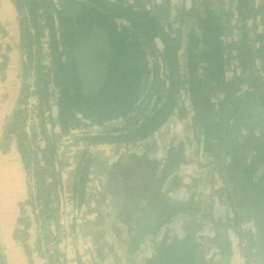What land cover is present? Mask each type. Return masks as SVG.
<instances>
[{
    "label": "trees",
    "instance_id": "16d2710c",
    "mask_svg": "<svg viewBox=\"0 0 264 264\" xmlns=\"http://www.w3.org/2000/svg\"><path fill=\"white\" fill-rule=\"evenodd\" d=\"M12 1L20 18L23 85L5 123L2 145L6 150L14 140L28 173L30 192L20 205H30L33 217L21 209L12 233L26 256H30L28 229L36 224L37 247L48 258L45 263L68 264L56 251L57 233L64 227L58 221L62 200L69 188L73 206L80 209L91 196L87 190L90 154L84 151L76 161L68 185L59 160V139L80 124L118 122L101 132H85L83 137L94 145L141 142L170 117L186 116L188 110L179 101L186 85L195 133L220 180L215 191L224 198L229 227L241 241L246 238V254L264 262V192H259L264 190V0H192L172 19L154 13L158 7L148 8L147 0ZM169 3L159 1L160 7ZM188 15L181 36L174 23ZM0 33L4 34L1 27ZM1 56L3 72L7 56ZM28 97L35 101V123L29 132ZM38 138L42 144L33 145ZM182 152L177 143L169 146L162 162L144 153L117 160L108 177L112 195L123 200L118 201L122 206L116 209L117 221L107 225L98 213L85 223L73 219L66 228L87 224L93 250L99 256L106 248L112 261L111 254L123 246L124 256L116 254L115 264H136L135 251L148 236L155 240L141 264H203L200 244L192 235L200 227L196 200L192 195L173 199L161 190L165 180L179 179L173 174ZM95 195L104 201L103 189ZM178 215L190 218L183 223L181 235L158 233ZM251 220L255 238L249 246L250 230L243 224ZM211 226L218 254H234L223 223L212 221ZM74 254L75 263L84 264L77 250ZM91 255L93 264L95 253ZM244 259L249 264L246 255ZM0 264H7L1 247Z\"/></svg>",
    "mask_w": 264,
    "mask_h": 264
},
{
    "label": "rangeland",
    "instance_id": "374dc122",
    "mask_svg": "<svg viewBox=\"0 0 264 264\" xmlns=\"http://www.w3.org/2000/svg\"><path fill=\"white\" fill-rule=\"evenodd\" d=\"M159 1L160 0H157L158 4H154L151 2V0H147L148 8L152 7L153 9H157L158 7V10L152 11L158 14L160 17L172 19L175 14L180 12L182 6H188L192 0H170V3L164 7H160ZM12 3L14 4L13 1ZM14 7L16 9L15 4ZM188 17L189 15L178 24L174 23L175 28L178 29L181 36L184 34L185 25L189 20ZM235 32L237 33V29H235ZM159 43L160 42H157V45L160 47ZM180 48L179 55L182 64H184L185 60L183 58L182 52L184 48L182 45H180ZM0 51L3 52L2 50ZM231 68L232 66H228L227 75H231ZM19 77V73L15 75V95L18 89ZM29 81L31 80H28V83ZM182 88L183 89L181 90L179 101L180 103H183L188 110L186 116L183 118H177L174 116L170 117L167 122L161 126V128L141 142L133 145H94L88 144L87 140L83 137L86 135V133L94 134L95 132H101L107 128L116 126L118 122L106 123L101 126H97L96 124H90L89 126L80 124V126L70 132L69 135L62 136L59 139V145L57 146L60 150L59 160H61L63 163L62 172L64 175L63 177L66 178V184L69 185L70 182L67 178L69 175H71V170L76 161L80 159L81 154L86 151L92 158L90 166V180L87 184V190L91 196H87L82 207L77 209L73 206L74 204L70 200L68 188L65 192V198L61 203L62 211L59 212L58 221L59 224L64 225V227L58 230V245L56 251L60 254H63L65 259H68V264H76L74 254L75 250H77L80 256L83 258L84 264H92L90 261V256H92L91 252L95 253V262L93 264H115L114 256H116V254L121 256V259L123 258L125 252V248H123V246H117L116 252L111 254L113 261L105 253L108 252L106 248L102 249L98 256V254H96V250H93L94 244L90 242V238L88 237L87 224L81 228L77 226V228L74 230H69L66 228V226L73 219L77 223H85V220H93L90 215L98 213L103 214V221L105 224L108 225L109 223H115L117 221V218L115 217L116 209L122 206L120 202L123 200L120 199V196L112 195V187L108 184V177L113 174L111 165L117 160L123 159L125 156H128L131 153H144L148 157L155 158L159 162H162L169 146L176 145L177 143H181L183 159L177 166V169L174 171L173 175L177 176L179 179L173 182H171V179L165 180L162 183L161 190L164 194H167L173 199H186V197L192 195L196 200V206L199 208V216L196 222L200 224V227L194 228L192 235L200 244V248L203 252V264H246L244 259L245 255L249 259V264H264L263 261L260 262L259 260L255 259L257 256H253L251 253L246 254L248 249V244L247 246H244L246 238L241 241L240 238L235 235L234 231L229 227L232 225H230L228 221L229 216L226 215L224 208L225 205L222 202L224 201V198L223 196L219 195V192L215 191V189L221 185L220 180L217 179L216 175L213 173V166L210 164L208 156L202 154L203 152L198 142V137L195 133V127L192 122V110L187 98V91L185 89L186 85L182 86ZM30 100L31 97H28L25 105L26 110L29 109L35 111L34 106L29 103ZM48 126L49 124H46V128H48ZM2 134H0V149L1 151H5L7 154L8 146L6 150H3L4 145L2 144H5L6 142ZM42 141L43 140L41 138H38L35 140L33 145L37 144V142L42 144ZM126 160L127 158H125V162H123V164H126ZM23 172L24 190L26 191V195L21 199V201H25L28 198V193L30 192L27 182L28 173L25 169ZM101 189L104 190V201L99 200L97 195H95V192ZM259 192L263 193L264 190L261 188ZM21 201L18 202L17 206L19 215L18 217H20L21 209H23L25 214L28 212V214H30L28 216L33 217L31 206L27 205V203L20 205ZM105 212H109L110 215L105 216ZM189 219L190 218L185 215L175 216L166 226L161 228V230L159 229L158 233L160 234V232H166L168 235H181L183 233L182 225L184 222L188 223ZM212 221H221L223 223L222 228L227 230L234 249V254L229 255V257L220 256L216 250L212 240L214 232V229L211 226ZM243 225L249 227L251 239V243L249 244L250 246L253 244L255 238V234H251L254 231L253 221H247ZM124 229L125 226H123L120 231L123 233ZM28 231H31L30 238H27L28 248L30 249L29 254H38V256L43 259V263L47 264V262L45 263V260L47 261L48 258L44 252L43 255H41L37 247L36 238L39 233L36 232V224H32ZM39 237H41V233ZM154 240L155 237L152 236L145 237L142 240L134 254V260L136 261V264H141L144 258L150 256ZM42 244H44V242H42ZM19 246L22 247L20 244ZM41 247L42 251H45L43 250L45 249L44 246L41 245ZM88 249L90 252H88ZM22 250L26 255L23 247Z\"/></svg>",
    "mask_w": 264,
    "mask_h": 264
},
{
    "label": "crops",
    "instance_id": "0c3cea01",
    "mask_svg": "<svg viewBox=\"0 0 264 264\" xmlns=\"http://www.w3.org/2000/svg\"><path fill=\"white\" fill-rule=\"evenodd\" d=\"M19 19L12 1L0 0V27L4 32L0 33V50L3 51H0V63L1 54L5 53L7 56L5 68L0 72V134L4 133L5 123L14 109L19 90L18 83L15 95V75H20L22 65L19 54ZM23 170L15 142L11 140L7 154L0 149V247L7 264H30V260L32 264H44L36 253L30 254L28 258L12 237L16 218L19 216L18 202L26 195ZM26 214L30 215L28 212ZM28 233L30 238L31 231Z\"/></svg>",
    "mask_w": 264,
    "mask_h": 264
},
{
    "label": "built area",
    "instance_id": "2783aa9c",
    "mask_svg": "<svg viewBox=\"0 0 264 264\" xmlns=\"http://www.w3.org/2000/svg\"><path fill=\"white\" fill-rule=\"evenodd\" d=\"M32 106L35 104L34 99L31 97V100L29 102ZM28 112V118L26 122V131L29 132V128H31L33 126V124L35 123V112L34 110H26ZM32 125V126H31Z\"/></svg>",
    "mask_w": 264,
    "mask_h": 264
},
{
    "label": "water",
    "instance_id": "95a60500",
    "mask_svg": "<svg viewBox=\"0 0 264 264\" xmlns=\"http://www.w3.org/2000/svg\"><path fill=\"white\" fill-rule=\"evenodd\" d=\"M19 54H20V59H21V51L19 50ZM22 82H23V73H22V65H21V72H20V82H19V90H18V94L16 96V103H15V106L18 104L19 102V98H20V93H21V90H22ZM14 106V107H15Z\"/></svg>",
    "mask_w": 264,
    "mask_h": 264
},
{
    "label": "bare ground",
    "instance_id": "6f19581e",
    "mask_svg": "<svg viewBox=\"0 0 264 264\" xmlns=\"http://www.w3.org/2000/svg\"><path fill=\"white\" fill-rule=\"evenodd\" d=\"M10 181V180H9Z\"/></svg>",
    "mask_w": 264,
    "mask_h": 264
}]
</instances>
